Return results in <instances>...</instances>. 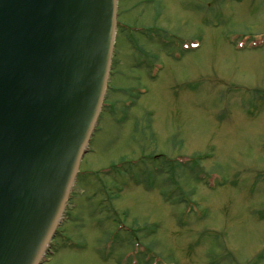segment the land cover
Listing matches in <instances>:
<instances>
[{
    "label": "rangeland",
    "instance_id": "rangeland-1",
    "mask_svg": "<svg viewBox=\"0 0 264 264\" xmlns=\"http://www.w3.org/2000/svg\"><path fill=\"white\" fill-rule=\"evenodd\" d=\"M117 6L119 65L41 264H264V0Z\"/></svg>",
    "mask_w": 264,
    "mask_h": 264
},
{
    "label": "water",
    "instance_id": "water-1",
    "mask_svg": "<svg viewBox=\"0 0 264 264\" xmlns=\"http://www.w3.org/2000/svg\"><path fill=\"white\" fill-rule=\"evenodd\" d=\"M117 0H0V264H41L107 88Z\"/></svg>",
    "mask_w": 264,
    "mask_h": 264
},
{
    "label": "flooded vegetation",
    "instance_id": "flooded-vegetation-1",
    "mask_svg": "<svg viewBox=\"0 0 264 264\" xmlns=\"http://www.w3.org/2000/svg\"><path fill=\"white\" fill-rule=\"evenodd\" d=\"M119 14H120V12H119V9H118V16H119ZM126 27V24L125 23H123V22H121V21H119V18H118V32H119V30L120 29H124ZM151 28V27H150ZM138 31H139V29H138ZM145 36H149V35H147L145 32L143 33ZM151 37H155V35H153V36H151ZM118 38V37H117ZM129 42L131 43H133V40L132 39H129ZM133 45H135V44H133ZM116 49H117V39H116V46H115V52H114V56H113V61H112V67H111V70H112V73H114L115 74V68H114V66H118L119 65V61H118V59L116 58L117 57V54L119 53V51H116ZM150 67H151V65H150ZM113 76V75H112Z\"/></svg>",
    "mask_w": 264,
    "mask_h": 264
}]
</instances>
